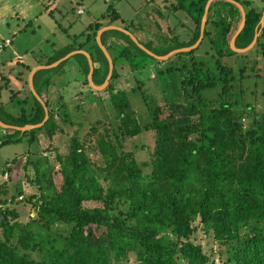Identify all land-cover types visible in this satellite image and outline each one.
<instances>
[{
    "label": "trees",
    "instance_id": "trees-1",
    "mask_svg": "<svg viewBox=\"0 0 264 264\" xmlns=\"http://www.w3.org/2000/svg\"><path fill=\"white\" fill-rule=\"evenodd\" d=\"M208 1L159 0L166 10H159L163 20L178 11L191 19V36L183 41L177 36L138 41L158 56L193 45ZM235 1L245 12L235 47L248 46L260 30L252 48L243 53L229 45L241 12L228 0L209 4L195 48L166 60L151 56L121 30L103 31L100 38L113 62L104 89L107 110L88 86L89 64L83 53L34 73L33 85L48 118L25 131L1 127L0 145L24 136L30 144L37 142L41 130L45 136L63 132L56 115L62 124L76 128L63 151L49 144L11 159V165L22 159L21 179L32 188L29 193L20 177L12 178V166L6 162L5 180L0 182V264H129L131 259L136 264H215L212 252L191 240L198 227L217 245L222 264H264V86L257 81L264 77L258 65L264 62V0ZM119 19L116 10H106L73 36L79 42L64 46L45 65L84 50L91 56L93 83L102 84L109 69L96 34ZM121 27L131 32L127 25ZM201 44L208 46L205 59L195 55ZM138 56L158 64L154 76L164 103L143 90L139 80L131 92L119 85L118 61L124 58L130 71L137 72L145 67L142 59L136 62ZM70 58L85 76L81 84L99 104L100 115L91 118L87 128L83 118L74 122L61 114L46 93L54 73ZM0 77V92L10 89L6 76ZM15 93L10 92V108L0 100V120L15 127L40 123L44 107L31 92V100L24 96L11 112ZM139 135L145 139L140 146L148 155L144 160L127 144ZM7 181L13 182L14 192ZM16 202L30 203L34 215L23 220ZM120 203L124 210L116 208Z\"/></svg>",
    "mask_w": 264,
    "mask_h": 264
},
{
    "label": "rangeland",
    "instance_id": "rangeland-1",
    "mask_svg": "<svg viewBox=\"0 0 264 264\" xmlns=\"http://www.w3.org/2000/svg\"><path fill=\"white\" fill-rule=\"evenodd\" d=\"M256 2H259V0ZM158 3L159 0H0V42L5 38H9L12 40V46H15V49L18 52H23L26 55V59L21 61V63H14L10 60L8 61V57L5 56V54L8 55L10 52L8 48L9 45L2 49L0 58L4 59L3 61H6L7 64L9 63L10 67L14 68L12 70L13 73L23 70V79L25 80V70L22 69V63L24 64L26 61L31 64L35 62L45 63L47 60L58 56L64 46L73 43L74 40H76H73L74 35L85 30L87 24L97 19L108 9H114L120 15V19L115 21L116 25H109V27L123 29L121 26L127 25V28L133 33L130 32L131 37L136 41H138V39L145 40L147 37L157 41L160 37L162 38V36L169 38L177 36L180 41H183L184 39L188 40L193 28L191 19L188 18L184 12L178 11L174 15L168 13V19L163 20L162 17L159 16V10L162 13H165L166 10L164 11ZM48 7L50 9L53 8L49 11L51 12L50 14L45 11ZM79 7L83 9V13H77ZM150 12L154 13L155 16H148L147 14ZM206 13L207 11L205 12V18ZM130 22H132V24L128 25ZM240 22L236 25L235 32L237 31ZM157 24H159L160 29L157 28ZM233 35L230 37V40ZM79 40L80 39L76 41L79 42ZM96 42L100 50L103 52L105 46L98 35H96ZM168 43L170 44L171 42ZM141 45L144 46L143 44ZM157 45H159V42ZM207 47V45L201 44L195 52V55H200L201 58L203 57V59H205V50L208 49ZM145 49L148 51L147 48ZM173 55L174 53L170 55L168 54V58L173 57ZM104 56L106 57L105 54ZM252 56L253 54L251 57ZM139 58L144 61L142 63L145 64V67L137 72H131L128 63L125 62L124 58H120L117 63L118 65L122 64V69H120V66L117 67L119 73H121L118 79L119 85L125 90L131 92V87L136 85L135 79L139 80L142 82L143 90L151 95V97L157 98V101L160 104L164 103L160 83L156 79V76H154V72L159 68L158 64L151 59L142 56H138L136 62H139ZM168 58H162L160 60H166ZM106 59L108 62L107 57ZM207 60L208 59H206V61ZM226 60L230 62L229 58ZM207 63L209 64V61H207ZM258 65L260 66L261 74L264 75V62L260 60ZM76 66L77 61L74 58H70L58 74L57 72L54 73L53 81L50 83L46 93L50 98L52 106L58 108V111L61 114L70 115V118H72V121L74 122L78 120L77 118H83L81 119L84 123L83 128H87L88 121L91 118L94 119L100 115V109L99 106L97 108V105L99 104L95 103L94 96H90V91L87 86L81 84L85 76L83 77L79 74L78 70H76ZM87 76L86 79L88 86L92 89L93 94L96 97L98 96L101 98L102 107L107 110L108 94L104 89L108 85L111 77L108 82L106 81V85L104 82L97 85L94 84L93 81L90 84ZM251 81H254V78H252ZM257 81L259 82L260 87L264 86L263 76L258 78ZM9 87L10 89L5 90V88H3L1 90V96H8L10 95V92L12 94V91L14 93L17 92V90L20 91L19 94H13L14 101H12V103L14 107H11L12 113L17 111V101L21 100L24 96L29 97L30 92L37 98L34 94L36 93L35 88H32L31 84L27 81L22 83V87H19V82L14 80L10 83ZM80 91L83 92L81 93ZM132 95L133 94L130 93V97H132ZM28 99L31 100V97ZM40 100L44 103L41 97ZM30 102L31 101H29L28 104H30ZM260 102L261 107H263V102ZM135 108L139 109L140 105L135 104ZM56 120L57 124L64 129L63 132L56 130V133L53 136L49 133H46L45 136L44 131L41 130L38 134L39 137L37 142L30 144L24 136L20 140L6 142L3 145H0V182L3 179L5 180V175H3L2 172L6 169V162L11 165V159L22 155L24 152L37 151L41 148H45L49 144L58 147L60 151L65 150L68 138L71 137L76 126L62 124L57 115ZM1 127L5 128L0 125V136L4 134V130H2ZM83 132H85V129H83ZM47 136H50L51 138L49 139ZM144 142L145 139L142 135L130 138L127 142L128 147L136 153V158L138 160H144L148 157L145 152L140 150V146ZM11 166L12 178L20 177L18 180H21L20 182L25 192H31L32 188L29 187V184L24 179H21L23 175L22 159L18 160ZM7 177L9 179L10 174ZM7 184L10 185V191L12 192L13 182L7 181ZM90 205L93 204L91 203ZM14 206L20 210L21 218L23 220H26L29 215H34L30 203L16 202ZM116 208L124 210L125 206L120 203V205H116ZM197 223L198 221H195L194 224ZM191 240L194 243H200L203 246L204 251L207 253L212 252V259L215 264H222L220 257L217 255V245L212 243L211 239L209 240L208 237L205 236L203 229L198 227L192 234ZM129 264L136 263L131 259Z\"/></svg>",
    "mask_w": 264,
    "mask_h": 264
},
{
    "label": "water",
    "instance_id": "water-1",
    "mask_svg": "<svg viewBox=\"0 0 264 264\" xmlns=\"http://www.w3.org/2000/svg\"><path fill=\"white\" fill-rule=\"evenodd\" d=\"M212 1H213V0H209V1L207 2L206 7H205V8H206V11H207V8H208L209 4H210ZM228 1L234 3V4L239 8V10H240V12H241V14H242V16H241V22H240V24H239V27H238L237 31L234 33V35H233V37L231 38V40L229 41V45H230V48H231L232 50L236 51V52H245V51L249 50V49L254 45V43L256 42V39H257V37H258V35H259V31H260V30H259L258 32H256V34H255V36H254L252 42H251L248 46H246V47H244V48H236V47L234 46V45H235V38H236V36L238 35V33L240 32V30L242 29V27H243V25H244V21H245V12H244V9H243V7L241 6V4H239V3L236 2L235 0H228ZM205 20H206V18H205V14H204V16H203V18H202L201 27H200V36H199L198 40L196 41V43H194L193 45H191V46H189V47H183V48H179V49L172 50L173 52H170V53H168V54L170 55V54H172V53H177V52H180V51H189V50L195 48V47L198 45V43L200 42V40H201L202 32H203L202 30H203V27H204V24H205ZM263 21H264V10H263V12H262V16H261V19H260V24H262ZM108 29H113V28H111V27H109V26L102 27L101 29L98 30V32H97L96 35H98V36L100 37V35L102 34V32L105 31V30H108ZM118 30H121V31H123L124 33L128 34V35L130 36V38H131V39H132V40L138 45L139 48H141L142 50H144L145 52H147V53L150 54L151 56H153V57H155V58H157V59L168 58V54H167V55H163V56H158V55L152 53L150 50L147 51V50L144 48V46L141 45V43H139L138 41H136L134 38L131 37V33H130L129 31H127V30H125V29H118ZM100 45H101V43H100ZM78 52L83 53V54L86 56L87 60H88V64H89V73H88V76H87V77H88L89 83L91 84V82H92V72H93L92 60H91V56H90V54H89L88 52L84 51V50L71 51V52L67 53L66 55H64L63 57L59 58L57 61L53 62L52 64L45 65V66H39V67L33 69V70L31 71V74H33L37 69L54 67V66L58 65L60 62H62L63 60L69 58L70 56H72V55H74L75 53H78ZM103 52H104V54L106 55V57L108 58V62H109V70H108V74H107V77H106V79H105V81H104V83H105V85H106L107 82H108V80H109V78H110V76H111V73H112L113 62H112V59H111V57H110V55H109V53L107 52V50H106L105 47H104V49H103ZM32 77H33V76H32ZM106 81H107V82H106ZM31 86H32V82H31ZM34 94L37 96V99L41 102L40 97H39L36 93H34ZM41 103H42V105H43V107H44L45 117H44V119H43L40 123H38V124H33V125H30V124H29V125H25V126H22V127H15V126H11V125L4 124V123L0 120V125L3 126V127H5V128H15V129H18V130H21V131L30 130V129H32V128H35V127H39V126H41V125L44 123V121L48 118V112H47V108H46V106H45V103H43V102H41Z\"/></svg>",
    "mask_w": 264,
    "mask_h": 264
},
{
    "label": "crops",
    "instance_id": "crops-1",
    "mask_svg": "<svg viewBox=\"0 0 264 264\" xmlns=\"http://www.w3.org/2000/svg\"><path fill=\"white\" fill-rule=\"evenodd\" d=\"M80 8V7H79ZM78 8V9H79ZM53 8H47L45 11H47V12H49L50 10H52ZM78 9H77V13L78 14H80L79 12H78ZM84 12V11H83ZM82 12V13H83ZM241 16H242V14H241ZM263 24H264V21L262 22V24H260V26L262 27L263 26ZM105 27V26H104ZM259 34H260V32H259ZM259 36V35H258ZM8 48H9V50H10V52H9V54L8 55H6L5 54V56H7L8 57V61L10 60V61H12V62H20L21 63V61H23V60H25L26 59V55L23 53V52H18L16 49H15V46H12V40H11V44L8 46ZM14 53H16L17 54V56H19V57H16V56H14ZM4 59H2V58H0V74H3V75H5L6 76V78H7V82H8V86H10V83L12 82V81H18L19 82V87H22V83H25L26 81L28 82V83H30L31 84V82H32V88H34V86H33V77L32 76H34V73L37 71V70H39V69H37L33 74H31V71L33 70V69H35V68H37V67H39V66H45V63H37V62H35V63H27V61L23 64L22 63V69H24L25 70V80L23 79L24 77H23V70H19V71H17V72H15V73H13V69L14 68H12V67H10V65H9V63L7 64L6 63V61H3ZM57 61V60H56ZM93 65V64H92ZM30 67V69L28 70L27 68H29ZM24 80V81H23ZM0 84H3V81H1V77H0ZM10 88V87H9ZM31 88V87H30ZM7 88H5V90H6ZM7 92V91H6ZM1 93V92H0ZM40 97V96H39ZM0 100L5 104V107L6 108H10V103L8 102V100H9V95L8 96H1V94H0Z\"/></svg>",
    "mask_w": 264,
    "mask_h": 264
},
{
    "label": "built area",
    "instance_id": "built-area-1",
    "mask_svg": "<svg viewBox=\"0 0 264 264\" xmlns=\"http://www.w3.org/2000/svg\"><path fill=\"white\" fill-rule=\"evenodd\" d=\"M78 12H79V13H82V12H83V9H82V8H79V9H78ZM10 44H11V40H10L9 38H5V39H3V40L0 42V53H1L2 49H3L5 46L10 45ZM14 56L19 57V56H17L16 53H14Z\"/></svg>",
    "mask_w": 264,
    "mask_h": 264
}]
</instances>
